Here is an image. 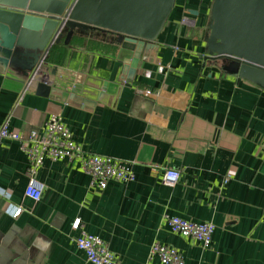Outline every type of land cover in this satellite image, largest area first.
Instances as JSON below:
<instances>
[{
    "label": "crops",
    "instance_id": "0c3cea01",
    "mask_svg": "<svg viewBox=\"0 0 264 264\" xmlns=\"http://www.w3.org/2000/svg\"><path fill=\"white\" fill-rule=\"evenodd\" d=\"M213 2L176 0L133 75L114 36L97 30L54 44L52 98L0 68V125L10 116L15 131L43 132L61 114L86 152L132 162L136 174L101 189L77 160L46 159L33 172L19 142L3 140L0 264H94L74 240L78 218L120 264H160L154 242L177 248L185 264H264V87L209 56ZM166 167L181 169L178 184L163 181ZM32 178L43 185L39 200L25 194ZM10 205L24 209L13 216ZM165 214L213 222L211 243L173 232Z\"/></svg>",
    "mask_w": 264,
    "mask_h": 264
},
{
    "label": "water",
    "instance_id": "95a60500",
    "mask_svg": "<svg viewBox=\"0 0 264 264\" xmlns=\"http://www.w3.org/2000/svg\"><path fill=\"white\" fill-rule=\"evenodd\" d=\"M175 4L176 0H0V68L25 85L36 77V93L52 98L57 88L49 78L58 70L52 63L54 44L69 46L79 31L97 30L114 36L124 69L133 75L143 52L156 46ZM187 12L188 19L198 14L194 9ZM211 12L209 56L222 60L224 69L239 79L264 87V0H214ZM99 86L106 90L108 83Z\"/></svg>",
    "mask_w": 264,
    "mask_h": 264
},
{
    "label": "built area",
    "instance_id": "2783aa9c",
    "mask_svg": "<svg viewBox=\"0 0 264 264\" xmlns=\"http://www.w3.org/2000/svg\"><path fill=\"white\" fill-rule=\"evenodd\" d=\"M36 83V77H32L29 85ZM29 85H26L29 86ZM43 132L32 129L27 133L15 131L10 128V116L0 125V144L5 139L16 140L21 150L27 155L30 162L36 168L44 160L70 159L77 160L81 168L89 174L91 185L105 189L110 180L121 182L133 181L136 178L132 162L122 158L99 153L86 152L79 144L63 121L61 114L52 113L45 122ZM154 172L159 170L151 166ZM182 178V171L176 167L164 168L163 181L176 185ZM229 175L227 176L228 179ZM43 185L32 178L25 190V194L34 200L42 196ZM3 196L9 197L4 191ZM23 206L10 205L9 211L13 216H18ZM170 229L178 234L192 237L193 239L208 245L212 241L215 224L211 221H194L178 215L165 214L164 216ZM74 229H79V234L74 237L77 246L82 249L88 261L94 264H120L118 257L112 252L107 243L99 236L87 232L81 227V220L78 218L72 224ZM158 256L160 264H185L181 252L170 245L154 242L150 248V257Z\"/></svg>",
    "mask_w": 264,
    "mask_h": 264
}]
</instances>
